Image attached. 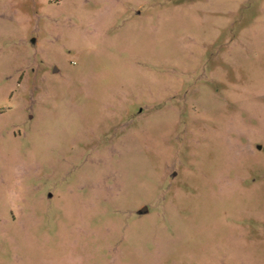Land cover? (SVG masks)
<instances>
[{"label": "rangeland", "instance_id": "obj_1", "mask_svg": "<svg viewBox=\"0 0 264 264\" xmlns=\"http://www.w3.org/2000/svg\"><path fill=\"white\" fill-rule=\"evenodd\" d=\"M0 264H264V0H0Z\"/></svg>", "mask_w": 264, "mask_h": 264}, {"label": "water", "instance_id": "obj_2", "mask_svg": "<svg viewBox=\"0 0 264 264\" xmlns=\"http://www.w3.org/2000/svg\"><path fill=\"white\" fill-rule=\"evenodd\" d=\"M147 212L146 208L142 209L141 211H139L138 214L142 215V214H145Z\"/></svg>", "mask_w": 264, "mask_h": 264}]
</instances>
